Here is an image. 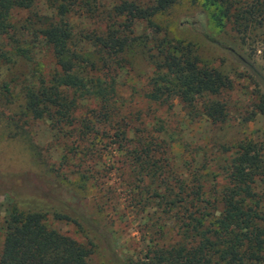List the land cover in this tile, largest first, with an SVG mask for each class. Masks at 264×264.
Instances as JSON below:
<instances>
[{
  "label": "trees",
  "instance_id": "trees-1",
  "mask_svg": "<svg viewBox=\"0 0 264 264\" xmlns=\"http://www.w3.org/2000/svg\"><path fill=\"white\" fill-rule=\"evenodd\" d=\"M175 1L122 0L113 11L99 12L98 0H0V36L10 46L0 57L26 58L23 34L38 37L52 54L53 69L36 83L37 88L34 82L25 88V110L34 119L47 118L58 129L75 124L85 145L114 138L116 150L136 171L135 205L176 217L178 239L155 243L146 252V264H264V201L255 187L258 180L264 181V141L250 138L229 148L222 169L224 183L217 187L198 172L200 168L193 167L189 179L176 176L169 166L171 146L160 135L164 129L130 128L133 117L123 112L125 102L119 98L116 76L128 66L124 53L138 47L152 64L142 94L145 100L170 108L178 98L189 123L224 122L229 117L221 96L232 89V82L227 74L204 63L192 43L166 35H134L137 20L152 25V17ZM203 3L213 8L219 24H225L224 18L242 41L258 32L264 43V0ZM39 5L50 13H40ZM75 8L92 19L107 12L105 29L76 30L71 21ZM19 12L27 15L18 18ZM86 43L90 45L85 49ZM8 51L12 55L2 54ZM252 70L264 82L261 70ZM91 98L98 106L79 113ZM257 109L264 113L263 100ZM91 113L94 122L107 126L102 136L93 130ZM52 179L21 173L3 182L13 208L6 219L0 264H90L87 246L44 223V211L60 219L72 217L66 210L78 216L74 211L78 209L62 202L59 188L64 179Z\"/></svg>",
  "mask_w": 264,
  "mask_h": 264
},
{
  "label": "rangeland",
  "instance_id": "rangeland-1",
  "mask_svg": "<svg viewBox=\"0 0 264 264\" xmlns=\"http://www.w3.org/2000/svg\"><path fill=\"white\" fill-rule=\"evenodd\" d=\"M121 1L98 0V11H113ZM137 1L151 3L153 0ZM82 11L76 8L72 11L71 21L76 30L105 29L103 18L107 12L92 19ZM39 12L50 13L43 5H39ZM26 15L19 12L18 18ZM221 21L225 24H219L213 8L203 0H176L164 12L152 17V25L137 20L133 31L134 35H166L175 41L190 42L204 63L227 74L232 89L221 96L229 110L226 121L212 123L202 119L189 123L178 98H174L170 108L145 100L142 94L147 90L152 64L138 47H130L124 53L128 66L116 76L119 98L125 102L123 112L133 117L130 128L162 127L167 132L160 135L171 146L169 166L173 173L189 179L191 169L200 168L198 172L206 174L204 177L217 187L224 183L222 169L232 151L229 148L245 139L264 141V113L257 109L264 102V82L256 79L252 70L259 69L264 76V43L258 32L246 35L242 41L224 18ZM23 41L26 58L0 57V254L6 219L13 208L3 182L11 174L33 173L44 175L48 180L55 176L64 179L59 188L62 202L78 209L74 211L79 217L69 210L65 211L72 216L68 219L56 218L51 211H44L43 220L48 227L87 246L91 251L90 264H146V252L155 243L169 244L178 239L176 217L149 206L135 205L132 194L137 192L133 185L136 171L116 150L114 138L96 139L85 145L75 124L58 129L47 118L34 119L25 110V88L33 82L37 88L36 83L51 73L53 61L49 48L38 37L25 32ZM6 44L7 39L0 36V53L9 49ZM89 45L83 44V48ZM83 104L79 113L98 106L92 98ZM92 114L89 117L93 121ZM104 124L92 122L99 136L107 131ZM84 154L91 159L86 160ZM47 170L51 173H46ZM255 187L264 201V181L258 180Z\"/></svg>",
  "mask_w": 264,
  "mask_h": 264
}]
</instances>
